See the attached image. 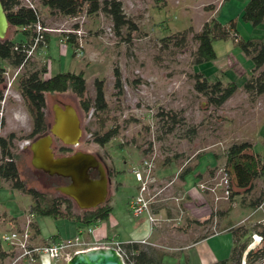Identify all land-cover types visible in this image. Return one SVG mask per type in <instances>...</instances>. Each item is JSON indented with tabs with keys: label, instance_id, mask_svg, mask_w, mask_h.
Listing matches in <instances>:
<instances>
[{
	"label": "rangeland",
	"instance_id": "rangeland-1",
	"mask_svg": "<svg viewBox=\"0 0 264 264\" xmlns=\"http://www.w3.org/2000/svg\"><path fill=\"white\" fill-rule=\"evenodd\" d=\"M118 1L121 2L125 15L137 27L129 36L124 30L121 36L115 35L109 18L101 12L88 14L86 6L76 16H63L57 11H48L39 4V0H20L22 4L32 3L37 8L40 22L45 28L44 33L49 40L38 45L18 76L27 70L43 66L46 67L42 75L44 79L58 72L82 71L86 81L85 97L89 99L94 97V80H103L108 105L106 116L94 118L92 111L84 116L74 94L53 93L46 95V122L48 126L52 124L51 107L54 103H59L74 106L81 126L90 128L91 132H95L101 123H104L102 133L118 127V135L104 146L95 144L89 132L82 135V144L71 149L73 152L91 153L105 168L114 169L106 201L115 212L123 213L128 223L132 224L138 218L131 214L127 203L137 193L139 186L131 173V168L136 165L132 163L138 161L139 157L155 154V176L158 168L170 162H173L167 168L170 175L175 173L177 167V176L185 169L194 167L204 171L215 161L205 154L207 151L214 152L217 157L216 165L209 169V175L215 176L216 171L224 164L227 147L245 140L252 144L255 153L264 157V94L252 98L243 91V82L251 72L253 63L243 54L233 37L213 41L216 59L201 65L192 63L191 55L196 43L191 39V34L185 47L180 49L172 45L165 46L162 38L189 26L197 31L206 20L215 18L223 24L234 20L238 39L257 41L264 38V21L255 26L243 21L241 14L247 0ZM78 29L81 30L80 37L74 33ZM11 35L12 32L8 31L5 37ZM67 35L75 36L80 49L76 51V47L68 44ZM114 67H118L121 73V95H117L114 89ZM3 69L4 83L0 85V118L3 123L0 136L15 134L13 150L19 154L21 178L40 192L60 196L62 194L57 188L63 185V181L52 178L53 176L36 170L31 165L30 145L35 138L28 135L32 131V119L18 91V76L8 86L15 68L3 63ZM195 72L204 74L210 81L218 78L224 84L235 82L237 90L229 101L216 109L208 105L205 98L194 90L191 75ZM162 110L176 113L180 121L175 124L164 122L157 117V113ZM191 129L193 133L189 132ZM58 146L54 141L55 152ZM156 185L162 186L158 182ZM263 189V182L257 180L252 192L245 197V202H249ZM160 195L162 194L153 198L151 205L155 209L164 202L176 201L171 196ZM32 204L30 195L11 188L0 178V248L8 250L2 239L3 235L23 227L28 219L38 228V234H34L37 241L49 240L54 236L61 240L73 239L77 235L74 221L31 214ZM214 208L222 214H217L212 221L200 223L202 233L198 237L218 232L228 225L250 227L258 223V219H261L260 222L264 221L262 211L250 217L252 208L242 207L239 196L229 201L219 200L214 203ZM74 210L80 211L75 204ZM181 212L182 210L179 214L182 217ZM165 222L160 220L157 227H165ZM169 222L172 226L177 225L179 220L172 218ZM30 233H34L32 227ZM253 234L255 233L252 232L249 238L250 247L259 243L258 239L253 240ZM227 235L229 234H220L210 241L216 251L224 253V258L230 252L226 242ZM81 238H86V234L81 235ZM167 243L174 245V242ZM7 262L8 259H5L3 264ZM37 264L42 263L39 261Z\"/></svg>",
	"mask_w": 264,
	"mask_h": 264
},
{
	"label": "trees",
	"instance_id": "trees-1",
	"mask_svg": "<svg viewBox=\"0 0 264 264\" xmlns=\"http://www.w3.org/2000/svg\"><path fill=\"white\" fill-rule=\"evenodd\" d=\"M5 11L9 27L8 31L12 32L10 37L0 40V85L4 83L3 63L17 68L23 64L26 66V49H28L34 39L37 37L34 25L39 19L37 8H31L23 5L20 0H0ZM39 4L48 11H57L63 16H76L83 7L86 6L88 14L101 12L112 23V29L115 35L121 36L123 30L127 31V36L137 30L136 25L125 15L123 7L118 0H39ZM212 8V6H210ZM241 17L243 21L255 26L264 21V0H247ZM41 23V22H40ZM126 29V30H125ZM7 31V32H8ZM19 34V35H18ZM196 43V48L192 53V63L201 65L216 59V53L213 48V41L226 40L233 37L236 44L242 50L243 54L249 57L253 63V68L245 77L243 82V91L249 97H259L264 94V38L262 40H240L237 38L235 22L229 20L226 24L217 21L215 18L206 20L201 28L194 31L189 26L183 31L172 33L162 38L165 46L172 45L180 49L184 48L188 36ZM18 35V38L15 36ZM44 43L49 38L43 33ZM68 44L77 47L75 36L68 35ZM43 44L40 42L39 45ZM46 67L26 71L18 76V91L24 101L27 112L32 119V131L28 135L30 138H37L44 135L49 126L46 122V95L53 93L69 92L76 96L80 109L84 116L92 111L94 118L106 116L108 113V105L105 100L103 80H94V97L89 99L85 97L86 81L82 71L79 72H58L48 79L43 78V72ZM114 89L117 95L122 93L121 73L118 67L113 69ZM193 79L194 90L202 95L206 103L216 109L221 107L237 90L235 82L224 84L220 79L210 81L204 74L195 72L191 75ZM2 99V90L0 88V101ZM103 117H100L103 118ZM157 117L168 123H178L180 119L177 114L172 111H159ZM3 121L0 118V127ZM104 123H101L95 132H91L90 128H83V136L91 133L93 142L98 146H104L118 135V127L111 128L104 133ZM189 132H194L193 129ZM82 140V139H81ZM80 140V144L83 142ZM15 134L9 133L0 136V178L7 182L11 188L21 191L31 196L33 204L30 207V213L50 216L53 218H63L74 221L77 231L81 229L82 224L89 226L97 220L105 219L110 212V205L107 202L96 208L76 211L74 210V202L63 195L50 196L44 192H40L28 185V182L21 178L18 168L19 154L14 152ZM59 144L57 151L58 156L69 155L74 153L71 147ZM87 143V142H86ZM224 167L226 168L231 185L230 199L239 196L241 204H247L250 208L262 207L264 209V189L259 191L249 202H245L247 194L252 192L255 182L261 180L264 185V157L253 151L250 142H235L229 145L224 154ZM185 169L182 173L186 172ZM92 171V170H91ZM113 170H107V175L112 177ZM97 172H90L91 178H97ZM59 178L63 182L67 179ZM221 215L216 212L214 215ZM211 220V219H209ZM208 220V221H209ZM208 221H205L208 222ZM229 232L232 236V247L227 258L219 260L214 264H262L264 261V222H258L250 227L237 226L230 227ZM254 232L260 238L259 243L254 247H250L249 238ZM205 234L203 237L213 234ZM122 247L125 251L127 264H167L163 261L164 252L150 246L148 244L131 242L123 243ZM9 251L0 248V263L4 258L8 257ZM185 264V263H184Z\"/></svg>",
	"mask_w": 264,
	"mask_h": 264
},
{
	"label": "crops",
	"instance_id": "crops-1",
	"mask_svg": "<svg viewBox=\"0 0 264 264\" xmlns=\"http://www.w3.org/2000/svg\"><path fill=\"white\" fill-rule=\"evenodd\" d=\"M232 97L233 95L226 100V102ZM205 154L210 155L215 161L217 160L214 152L207 151ZM141 158L142 157H139L138 161L133 162L132 165L135 163L137 165ZM215 161L213 165L208 166L209 168L204 171L194 167L188 169L184 173H180L178 176V167L173 175H170L167 172L168 166L173 162H170L155 171L156 181L162 185L161 187L158 186L162 189L160 193L162 195L160 196H171L176 200L164 202L157 209H155L153 205H150L151 213H153L158 219L166 221L164 223V226L166 225L165 227H152L146 215L138 217L134 223L129 224L125 215L123 216V213L115 212L112 205L109 204L111 207L110 212L105 219L97 220L94 224L89 226L82 224L81 229L84 231L89 227L93 229L92 234L84 232L86 238L83 239L115 238L122 244L131 242L140 243V241L146 240V244L164 252L163 261L167 264H214L219 260L225 259L223 256L224 253L220 254V252L216 251L210 241L215 236L228 233L229 235L226 237V242L229 249H231L232 236L229 232L230 227H232L231 225H228L218 232L206 237H203V235L198 237V234L202 233V226L200 227V223L208 221L209 219L212 221L215 218L213 196L211 193L201 191L197 187L198 184L209 182L213 178V176L209 175V169L216 165ZM135 194L137 193H134L132 196ZM241 206L248 207L247 204H241ZM180 210L183 212H181L183 215L182 217L179 214ZM258 211L264 213L261 206L255 209L252 208L250 217L256 215ZM172 218L179 220V223L171 226V222L169 221L172 220ZM257 221L260 222L261 219H258ZM31 227L34 229L32 240L36 244H47L61 240L58 236H52L53 238L49 240L37 241V236H34V234H38V228L34 222L31 223ZM167 241L169 243L174 242V245H169ZM7 251H9V249ZM5 259H7V257L4 258V260ZM4 260L0 264H3ZM39 261L42 264H57L56 262L48 261L47 259Z\"/></svg>",
	"mask_w": 264,
	"mask_h": 264
},
{
	"label": "water",
	"instance_id": "water-1",
	"mask_svg": "<svg viewBox=\"0 0 264 264\" xmlns=\"http://www.w3.org/2000/svg\"><path fill=\"white\" fill-rule=\"evenodd\" d=\"M9 23L0 1V40L8 31ZM53 122L48 131L33 140L30 145L31 165L49 176L67 179L66 185L57 191L70 198L80 211L98 207L106 202L108 184L107 168L88 152L75 151L69 155H56L53 144L55 139L62 145L74 147L83 135L77 110L71 104L52 105ZM90 170H96L97 178L90 177ZM65 264H124L119 254L112 248H90L79 251ZM264 264V261L263 263Z\"/></svg>",
	"mask_w": 264,
	"mask_h": 264
},
{
	"label": "built area",
	"instance_id": "built-area-1",
	"mask_svg": "<svg viewBox=\"0 0 264 264\" xmlns=\"http://www.w3.org/2000/svg\"><path fill=\"white\" fill-rule=\"evenodd\" d=\"M23 5L34 8L32 3H23ZM34 27L37 37L34 39L32 45L26 49V59L35 51L40 42L44 43L43 33L45 32V28L40 21H37ZM74 33L80 37L81 30L78 29ZM66 37L68 38V35ZM78 48L80 49V45L77 43L76 51ZM22 66L23 64L15 68L13 77L9 81L8 86L16 79ZM155 158V154L144 156L137 165L131 168V173L135 176L139 186L137 194L132 196L127 203L128 209L134 217L138 218L146 215L152 227L159 225L160 219L151 213L150 205L153 202V198L161 193L162 190L158 189V185H156L157 181L154 174ZM197 187L201 191L211 193L214 203L219 200L229 201L230 199V177L224 165L216 171L215 176H213L209 182L200 183ZM31 223L32 220L28 219L23 227L3 235L2 239L8 246L10 252L7 257V264H37L39 260L43 259L56 263H66L73 254L90 248H112L119 254L124 264H127L122 243L115 238H93L91 240L81 238L84 232L92 234L93 229L91 227L87 228L85 231L79 229L77 235L73 239L59 240L47 244H36L33 242L32 234L30 233ZM214 233H216V231H214ZM254 239L260 240L256 235L253 236V240ZM140 243L146 244L147 242L146 240H142Z\"/></svg>",
	"mask_w": 264,
	"mask_h": 264
},
{
	"label": "flooded vegetation",
	"instance_id": "flooded-vegetation-1",
	"mask_svg": "<svg viewBox=\"0 0 264 264\" xmlns=\"http://www.w3.org/2000/svg\"><path fill=\"white\" fill-rule=\"evenodd\" d=\"M107 170H108V171H109V170L111 171V169H109V168H108ZM93 171H96V170H92V171L90 170V172H93ZM107 176H108V175H107ZM108 177H109V176H108ZM68 182H69V181H68V180H66L65 182H63V185H66V184H68ZM106 202H107V201H106ZM107 203H108V202H107Z\"/></svg>",
	"mask_w": 264,
	"mask_h": 264
}]
</instances>
